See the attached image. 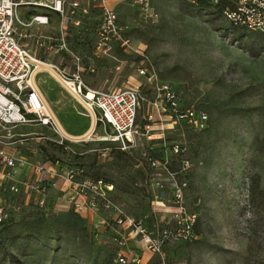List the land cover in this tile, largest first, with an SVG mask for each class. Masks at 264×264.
<instances>
[{
    "label": "rangeland",
    "instance_id": "rangeland-1",
    "mask_svg": "<svg viewBox=\"0 0 264 264\" xmlns=\"http://www.w3.org/2000/svg\"><path fill=\"white\" fill-rule=\"evenodd\" d=\"M110 1L128 43L113 41L109 50L99 51L102 13L93 8L79 33L68 37L86 65L83 80L97 89L140 85L152 99L153 89L139 74L146 67L181 94L184 106L206 111L209 126L172 127L167 116L154 112L153 121L167 127L165 141L155 142L187 146L183 154L166 149L167 169L148 166L143 137L137 147L122 151L102 139L100 125L91 140L64 138L61 147L35 139L22 150L36 148L43 159L83 165L89 177L111 182L113 202L159 242L161 252L148 249L126 224L96 225L110 211L77 209L66 191L52 190L45 206L22 203L16 222L0 228V264H114L116 237H123L127 258L138 255L140 264H264V34L234 27L186 0H151L153 15L147 17L128 0ZM62 59L65 64L72 57L62 53L52 61ZM49 70L57 80L39 74L42 91L66 130L83 133L91 123L86 108ZM148 111L142 105L139 122Z\"/></svg>",
    "mask_w": 264,
    "mask_h": 264
},
{
    "label": "built area",
    "instance_id": "built-area-1",
    "mask_svg": "<svg viewBox=\"0 0 264 264\" xmlns=\"http://www.w3.org/2000/svg\"><path fill=\"white\" fill-rule=\"evenodd\" d=\"M128 1L138 6L142 16L153 15L151 0ZM210 1L218 3L220 0ZM225 1L223 20L234 27L264 34V0ZM186 2L196 5L199 0ZM111 3L110 0H0V223L11 219L22 203L45 206L52 190L66 191L65 196L77 209L97 213L110 211V215L100 216L96 225L110 221L117 226L126 224L130 234L139 237L148 249L161 252L159 242L113 202L112 183L89 177L81 165L63 164L48 157L43 159L36 148L28 154L22 150L35 139L50 140L62 147L66 138L61 133L60 118L49 107L38 83L40 70L37 67L44 62L58 72L62 78L60 84L86 108L87 114L89 109L93 110L96 125L102 126L106 134L103 140L115 143L122 150H132L143 137L146 140L143 156L151 168L167 169V150L172 155L187 151L183 141H173L168 148L165 142H155L157 138L165 141L167 127L153 121L154 112L167 116L172 127L176 124L202 131L209 126L210 117L206 111L190 104L184 106L181 94L170 83L159 82L146 67H140L139 74L153 89L152 99L145 96L140 85L97 89L83 80L82 71L86 65L70 47L68 37L90 18L93 8H99L102 13L98 50L106 52L113 41H121L122 46L128 43L123 36L126 26L118 23V13ZM62 53L70 55L73 64L63 66L48 59L50 55ZM67 67L72 68V72L67 71ZM93 67V63L87 64L89 70L94 71ZM142 105H147L152 112L148 111L139 122ZM26 127H41V130H22ZM45 131L58 137L49 136ZM158 144L163 145L160 152ZM108 149L104 147L101 155L106 156ZM115 240L120 246L114 257L115 263H141L138 255L131 260L127 258L123 237Z\"/></svg>",
    "mask_w": 264,
    "mask_h": 264
},
{
    "label": "bare ground",
    "instance_id": "bare-ground-1",
    "mask_svg": "<svg viewBox=\"0 0 264 264\" xmlns=\"http://www.w3.org/2000/svg\"><path fill=\"white\" fill-rule=\"evenodd\" d=\"M38 69L37 70H49V69H52L57 75L58 77L60 78V75L58 74V72L52 68L50 65H47L45 62L44 63H40L37 67ZM41 73V72H40ZM44 73V72H43ZM42 74V73H41ZM62 79V78H61ZM60 79V80H61ZM49 103V107H51V103ZM52 108V107H51ZM53 109V108H52ZM90 111V114H91V123L88 127V129H86L83 133H79V134H71L70 132H68L67 130H64L63 127H61V133L64 137L68 138V139H71L73 141H76V142H80V141H87V140H91L94 138V136L96 135L95 134V125H96V118L94 113H93V110L89 109ZM63 126V125H62ZM103 139V138H102Z\"/></svg>",
    "mask_w": 264,
    "mask_h": 264
},
{
    "label": "trees",
    "instance_id": "trees-1",
    "mask_svg": "<svg viewBox=\"0 0 264 264\" xmlns=\"http://www.w3.org/2000/svg\"><path fill=\"white\" fill-rule=\"evenodd\" d=\"M225 4H226V1L225 0H220L218 3H214V2H212V1H210V0H199V2L196 4V5H191L190 4V6H193L194 8H196V9H200V10H202V11H206V10H210V9H212L215 13H218L219 15H220V17L221 18H223L222 17V11H223V7L225 6ZM97 125H99V124H97ZM113 143V142H112ZM115 146H116V144L115 143H113ZM107 147H109V146H107ZM117 147V146H116ZM118 148V147H117ZM160 148V150H159V152L162 150V148L163 147H159ZM118 149H120V148H118ZM121 150V149H120ZM123 151V150H122ZM79 165V164H78ZM83 168H84V166L83 165H81ZM85 169V168H84ZM85 171H86V169H85ZM97 179H99V178H97ZM103 179V178H102ZM105 180V179H104ZM105 181H107V180H105ZM107 182H109V181H107ZM111 183V182H110ZM30 205V204H29ZM16 217H12L11 219H9L8 221H6V222H4V223H0V228H5V227H7V226H9L10 224H13L14 223V221L16 222ZM116 252H117V249L115 250V252H114V257H115V254H116ZM114 264H123V263H114ZM126 264H137V263H133V262H129V263H126Z\"/></svg>",
    "mask_w": 264,
    "mask_h": 264
},
{
    "label": "crops",
    "instance_id": "crops-1",
    "mask_svg": "<svg viewBox=\"0 0 264 264\" xmlns=\"http://www.w3.org/2000/svg\"><path fill=\"white\" fill-rule=\"evenodd\" d=\"M82 1H84V2H87L88 0H82ZM91 17V16H90ZM43 29V28H42ZM46 31H53V29H45ZM73 32H75V34H77V33H79L78 32V28H75L74 30H73ZM73 34V33H72ZM58 55H50L49 57H48V59L49 60H54L56 57H57ZM60 63L63 65V66H70V64H73L72 63V60H71V62H68V63H65L64 64V60L62 59V60H60ZM40 72L41 73H49L50 74V76L52 75L51 74V72H50V70H47V71H45V70H40ZM40 73V74H41ZM53 76V75H52ZM54 77V76H53ZM56 80H57V78L56 77H54ZM51 90H52V88H51ZM44 93V92H43ZM46 94V93H45ZM44 94V96H45V99L47 100V97H46V95ZM48 101V100H47ZM49 102V101H48ZM51 107H52V105H51ZM88 115V117H90V119H91V114L89 113V114H87ZM95 118V117H94ZM91 121V120H90ZM96 121V120H95ZM63 124L61 123V127H63V129L64 130H66V128H65V126L63 125ZM95 127H96V125H95ZM68 192H70V191H68ZM95 213V212H94ZM96 214V213H95Z\"/></svg>",
    "mask_w": 264,
    "mask_h": 264
}]
</instances>
